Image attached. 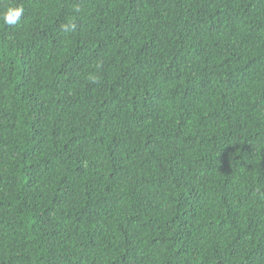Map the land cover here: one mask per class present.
<instances>
[{
    "label": "trees",
    "instance_id": "trees-1",
    "mask_svg": "<svg viewBox=\"0 0 264 264\" xmlns=\"http://www.w3.org/2000/svg\"><path fill=\"white\" fill-rule=\"evenodd\" d=\"M9 5L0 264H264V0Z\"/></svg>",
    "mask_w": 264,
    "mask_h": 264
},
{
    "label": "clouds",
    "instance_id": "clouds-1",
    "mask_svg": "<svg viewBox=\"0 0 264 264\" xmlns=\"http://www.w3.org/2000/svg\"><path fill=\"white\" fill-rule=\"evenodd\" d=\"M24 11L25 9L22 5H9L0 12V22L7 26H16L20 23ZM75 11L79 12V7ZM65 27L67 28V26Z\"/></svg>",
    "mask_w": 264,
    "mask_h": 264
}]
</instances>
